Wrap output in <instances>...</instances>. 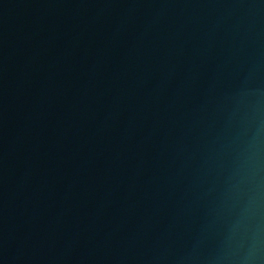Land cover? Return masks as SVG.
I'll list each match as a JSON object with an SVG mask.
<instances>
[{"label":"water","instance_id":"95a60500","mask_svg":"<svg viewBox=\"0 0 264 264\" xmlns=\"http://www.w3.org/2000/svg\"><path fill=\"white\" fill-rule=\"evenodd\" d=\"M0 264H264V0H0Z\"/></svg>","mask_w":264,"mask_h":264}]
</instances>
